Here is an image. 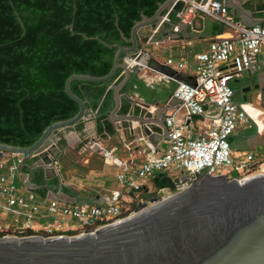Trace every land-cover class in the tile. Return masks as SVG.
Listing matches in <instances>:
<instances>
[{
    "label": "water",
    "instance_id": "water-1",
    "mask_svg": "<svg viewBox=\"0 0 264 264\" xmlns=\"http://www.w3.org/2000/svg\"><path fill=\"white\" fill-rule=\"evenodd\" d=\"M176 3L177 0H164L151 16L142 15L131 28L129 46L108 44L98 37L80 33L84 38L116 47L111 68L103 75L70 74L64 81V91L77 103V112L48 125L29 146L0 142V157L20 155L21 164L32 157L35 160L32 169H40L43 180L57 176L64 185L57 161L60 154L57 140L63 133L85 135V130L77 127L78 123L86 119L95 121V111L73 92L71 82L108 81L118 69L121 79H113L107 88L113 100L109 122L114 129H127L131 136L140 134L150 147L158 140L166 141L165 121L170 116L166 106L150 111L155 101L138 105L123 87L130 80L135 83L145 68L154 69L146 59L148 52L141 46L150 43L165 24L173 28L175 23L168 17ZM143 27L149 29L151 37L140 36ZM69 28L73 31L72 24ZM249 88L244 86L239 90L245 93ZM242 100L246 101L245 94ZM30 176L31 173H23L21 183L33 190L39 185ZM163 180L168 188L179 190L166 198L154 195L130 214L105 226L72 235L0 238V264H264V173L241 179L202 173L192 181L181 173L179 179L165 175ZM69 189L77 192L73 187ZM141 190L149 192L147 186H142L132 189L131 195ZM94 196L98 199L97 205L103 203L100 195Z\"/></svg>",
    "mask_w": 264,
    "mask_h": 264
},
{
    "label": "built area",
    "instance_id": "built-area-1",
    "mask_svg": "<svg viewBox=\"0 0 264 264\" xmlns=\"http://www.w3.org/2000/svg\"><path fill=\"white\" fill-rule=\"evenodd\" d=\"M178 2L182 6L175 11L178 21L173 26L174 31L179 24H190L191 19L199 15L221 20L233 29L234 35L215 37L206 50L194 54V83L178 80L174 75H164V78L177 82L172 97L184 111L182 119L173 115L166 119L168 138L165 147L158 152L146 145L149 154L136 163L131 154L123 159L115 154V148L106 149L97 142H91L88 147H96L105 163L119 168L116 178L121 189L110 191L100 205L65 203L41 198L32 191H22L14 180L18 164H14L6 156L0 157V238H8V235H69L63 226L70 220H75L78 224L74 234L105 226L124 217L122 214L129 210L123 205L125 198L136 195L137 192L131 195L132 189H140L143 181L158 172H164L172 179H179L183 173L191 181L202 173L225 174L229 177H233L232 174L235 173L238 179L264 173L263 159H256L251 151L234 155L228 141V137L240 126L250 123L257 133L264 131V108L250 102L237 103L230 85L234 77L254 68L257 56L264 48V24L247 26L235 21L229 16L228 8L222 0H177ZM171 62V59L166 60L168 64ZM226 63L231 64L230 68L222 67ZM186 65L183 58L177 62L179 68ZM209 106L213 107L214 112H208ZM194 116L199 119L192 120ZM164 190L166 195L163 198H166L179 189L167 187L157 192ZM140 203L142 201L136 205ZM10 212L14 214V218L6 221L4 216ZM131 212L132 209L128 214ZM42 214L51 216L54 220L38 224L36 218ZM27 231L33 233L26 234Z\"/></svg>",
    "mask_w": 264,
    "mask_h": 264
},
{
    "label": "trees",
    "instance_id": "trees-1",
    "mask_svg": "<svg viewBox=\"0 0 264 264\" xmlns=\"http://www.w3.org/2000/svg\"><path fill=\"white\" fill-rule=\"evenodd\" d=\"M163 1L0 0V142L23 147L31 145L48 125L77 112V103L64 91V81L70 74L103 75L109 71L116 47L84 38L80 33L98 37L108 44L129 46L134 23L142 15L151 16ZM181 6L178 2L170 11V21H178L175 11ZM138 78L135 83L130 80L127 84H134L144 92L146 87ZM113 79H121L120 69L108 81L71 82L73 92L95 111L97 131L102 137L105 136L103 132L114 133L108 120L113 105L112 93L107 90ZM230 85L234 94L237 93L236 87L231 82ZM127 87L125 85L123 90ZM77 127L83 128V123L79 122ZM255 133L251 125L237 136H229V144L240 136ZM34 161L28 159L20 163L19 168L22 173H31L32 181L39 185L44 181L41 170L32 169ZM165 175L158 172L149 178L156 191L168 187L163 180ZM232 176L236 177L235 173ZM54 181L57 183L56 179ZM39 186L32 192L45 198L46 186ZM63 190L69 192L68 187ZM150 196L143 190L139 197L148 199ZM132 204L135 207L136 202ZM129 210L122 215H127Z\"/></svg>",
    "mask_w": 264,
    "mask_h": 264
},
{
    "label": "crops",
    "instance_id": "crops-1",
    "mask_svg": "<svg viewBox=\"0 0 264 264\" xmlns=\"http://www.w3.org/2000/svg\"><path fill=\"white\" fill-rule=\"evenodd\" d=\"M222 1L228 8L229 16L235 21L245 25L264 24V0H232L233 4L227 0ZM178 26L179 30L174 31L171 25L165 24L162 31H157L154 34L150 43L142 44L141 47L148 52L146 59L154 69L145 68L143 76L138 78L139 82L146 87L144 92L137 89L134 84H126L128 89L125 91L129 93L136 104L155 101L150 106V111H156L164 105L166 106L167 115L182 119L184 111L179 102L172 97L177 82L164 78V75H174L178 80L194 83V54L206 50L210 41L215 37L231 36L234 35V31L219 19L199 15L194 16L190 24H179ZM148 31L149 29L146 27L141 28L140 36L149 35L151 37ZM181 58L186 60L187 65L179 68L177 62ZM167 59L172 60L171 64L166 63ZM230 66V63H226L222 67L228 69ZM230 82L236 87L237 93L234 94V100L237 103L250 102L259 108H264V48L257 56L254 68L243 71ZM244 86L250 87L245 93L239 90ZM243 94L246 95V101L242 100ZM126 105L129 104L126 103ZM211 111L214 112V109L209 106L208 112ZM194 119L199 118L194 116L192 120ZM82 123L83 128L81 129L85 130V135L81 136L79 133L74 132L63 133V137L57 140V145L60 148L57 161L60 164L64 185L60 184V179L57 176L50 178L48 181L43 180L44 182L39 185L46 186L45 198L47 199H56L65 203L93 205L98 200L94 194L100 195L103 202L110 191L121 189L116 178L119 168L105 163L96 147H88L91 142H97L99 146L106 149L115 148V154L123 159L131 154L136 163L141 162L149 154V149L146 147L148 142L141 138L142 136L138 133L131 136L127 129L113 128V134L103 132L105 136L102 137L97 131L96 118L95 121L86 119ZM251 125L250 123L249 125L240 126L232 135L237 136L242 130L250 128ZM154 130L158 129L154 128ZM263 132H256L252 136H240L235 139L234 143L230 145L234 155L251 151L256 159H262L259 152L264 150V143L261 139ZM62 139L63 144H61ZM81 142H84V144L81 145ZM165 145L166 141L164 139L158 140L152 148L160 152ZM259 145L262 148L261 151L256 150ZM85 146L88 148H85ZM5 156L14 164H18L14 179L17 185L21 187L22 191H32L21 183L23 173L20 172L19 168L21 162H18L21 156L14 154H6ZM29 159L33 158L30 157ZM26 160L28 161V159ZM41 175L43 179L42 171ZM29 179L32 181L31 176ZM146 181H143V186H147L145 185ZM65 187H73L77 192L73 193L69 189L72 195L68 196L66 195L67 192L63 190ZM134 196L126 197L124 204L129 203L131 206V200ZM4 217L7 219L6 221H12L14 214L11 212L6 213ZM53 220V217L43 214L36 218L38 224L52 222ZM77 228L78 224L75 220H70L63 226V229L67 232H74Z\"/></svg>",
    "mask_w": 264,
    "mask_h": 264
},
{
    "label": "rangeland",
    "instance_id": "rangeland-1",
    "mask_svg": "<svg viewBox=\"0 0 264 264\" xmlns=\"http://www.w3.org/2000/svg\"><path fill=\"white\" fill-rule=\"evenodd\" d=\"M261 139H262V141H263V143H264V132L262 133V135H261ZM261 146L259 145L258 147H256V150H259V151H261ZM259 156H261L262 157V159H263V161H264V150L262 151V152H259ZM145 185H147L148 187H149V193L151 194V196L150 197H152V196H154V195H161L162 197H165V195H166V190H164L163 192H160V193H158L157 191H156V189L153 187V184H152V182L150 181V180H147L146 182H145ZM143 190H141V192H142ZM141 192H138V193H136V195L133 197V199L131 200L132 201V203L133 202H136V203H138L139 201H142V202H144V201H148L149 200V198L148 199H143V198H140L139 196H140V193ZM124 205V207L125 208H129L130 209V207H131V209H132V211H134V209H136L137 207H138V205H135V207H133L132 205L130 206V204L128 203L127 205L126 204H123ZM133 207V208H132Z\"/></svg>",
    "mask_w": 264,
    "mask_h": 264
}]
</instances>
